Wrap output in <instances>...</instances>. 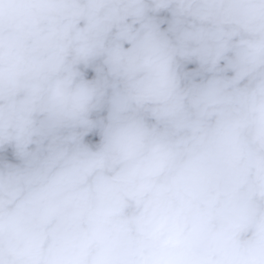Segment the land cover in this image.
I'll list each match as a JSON object with an SVG mask.
<instances>
[{"label": "clouds", "instance_id": "obj_1", "mask_svg": "<svg viewBox=\"0 0 264 264\" xmlns=\"http://www.w3.org/2000/svg\"><path fill=\"white\" fill-rule=\"evenodd\" d=\"M0 264H264V0H0Z\"/></svg>", "mask_w": 264, "mask_h": 264}]
</instances>
